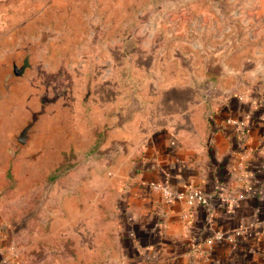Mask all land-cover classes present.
Masks as SVG:
<instances>
[{"label":"rangeland","instance_id":"1","mask_svg":"<svg viewBox=\"0 0 264 264\" xmlns=\"http://www.w3.org/2000/svg\"><path fill=\"white\" fill-rule=\"evenodd\" d=\"M256 1L0 0V264L102 255L89 225L125 206L113 166H126L177 79L194 82L207 121L212 101L264 95ZM206 50L222 74L205 70ZM32 114L22 145L14 135ZM76 209L75 232L61 231Z\"/></svg>","mask_w":264,"mask_h":264},{"label":"crops","instance_id":"2","mask_svg":"<svg viewBox=\"0 0 264 264\" xmlns=\"http://www.w3.org/2000/svg\"><path fill=\"white\" fill-rule=\"evenodd\" d=\"M174 84L176 96L164 106L161 94L159 119L146 126L145 141L128 163L123 159L126 166H113L110 180L120 184L125 206L102 219L98 213L89 225L95 239L88 247L104 249L93 264H264V95L212 101L218 111L209 127L194 82ZM229 115L246 119L245 135L225 122ZM163 180L175 192L201 188L208 204L166 201L150 185ZM79 218L76 209L60 230L75 232L70 223Z\"/></svg>","mask_w":264,"mask_h":264},{"label":"built area","instance_id":"3","mask_svg":"<svg viewBox=\"0 0 264 264\" xmlns=\"http://www.w3.org/2000/svg\"><path fill=\"white\" fill-rule=\"evenodd\" d=\"M225 122L233 126V128L238 131L240 136H243L247 132V121L243 117L229 115L225 118ZM150 185L159 189L166 201H171L174 198H183L187 204H202L207 205L209 200L207 194L201 188L188 187L180 191H173L169 186L168 182L163 181H152ZM226 200V199H224Z\"/></svg>","mask_w":264,"mask_h":264},{"label":"water","instance_id":"4","mask_svg":"<svg viewBox=\"0 0 264 264\" xmlns=\"http://www.w3.org/2000/svg\"><path fill=\"white\" fill-rule=\"evenodd\" d=\"M206 66L205 70L211 74H222L224 69L221 65V55L219 53L206 50ZM23 67L14 66V71L16 74H21ZM45 100L44 98L42 99ZM50 100V99H48ZM47 100V101H48ZM36 114H32L31 118L19 129V131L14 135L15 139L22 145L27 144L31 138L32 127L36 121Z\"/></svg>","mask_w":264,"mask_h":264},{"label":"trees","instance_id":"5","mask_svg":"<svg viewBox=\"0 0 264 264\" xmlns=\"http://www.w3.org/2000/svg\"><path fill=\"white\" fill-rule=\"evenodd\" d=\"M257 105H259V102L257 103ZM208 125H209V127H211L212 126V121L211 120H209L208 119ZM213 127V126H212Z\"/></svg>","mask_w":264,"mask_h":264}]
</instances>
